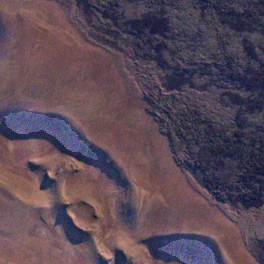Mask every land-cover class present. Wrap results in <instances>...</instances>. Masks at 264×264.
<instances>
[{
    "label": "rangeland",
    "instance_id": "1",
    "mask_svg": "<svg viewBox=\"0 0 264 264\" xmlns=\"http://www.w3.org/2000/svg\"><path fill=\"white\" fill-rule=\"evenodd\" d=\"M146 1L0 0V264H264V0Z\"/></svg>",
    "mask_w": 264,
    "mask_h": 264
},
{
    "label": "trees",
    "instance_id": "2",
    "mask_svg": "<svg viewBox=\"0 0 264 264\" xmlns=\"http://www.w3.org/2000/svg\"><path fill=\"white\" fill-rule=\"evenodd\" d=\"M145 1L146 0H143V2H145ZM146 3H147V1H146ZM210 3L211 2H209V4ZM158 4H161V1L158 2ZM176 5H178V4L175 3L173 5V7H175ZM218 8L219 7H217L215 0H212V7L210 9L208 7L210 12H213V13H214V10H219ZM208 9H206V10H208ZM200 10H202V9H200ZM163 14H165V12H163ZM214 15H215V13H214ZM160 16H162V14H160ZM208 16L209 17H207L204 14H202V16H200L199 21L196 24L197 25L196 29H195L196 26L195 27L194 26H189V27L187 26V27L182 28V27H179L178 25H175V27L173 28L171 25L172 20L170 21V18H167V20H168V27H167L168 31L167 32H170L171 28H172L171 38L169 41L171 43H173V48L171 49V52L173 53V56L175 55L174 57H176V53H179V52L180 53L187 52L189 54H192L196 51L201 52V51H203V48H206L207 45L208 46L211 45L213 41L218 42V44H217L218 46L220 45V38H218V40L217 39L213 40V34L216 33L217 30L210 28L212 26V24L213 25L217 24L218 20L216 18L214 19L212 13H210ZM176 45H178V47ZM220 47H221V45H220ZM220 49L221 50H219L218 47L216 48V52L220 51L218 55H220L221 53H224V50L222 48H220ZM218 55L214 54L212 56V58L215 60L216 58L219 57ZM190 64L196 65L195 62H192ZM190 64H189V66H190ZM193 74H195V73H193ZM212 77L213 78H210V80H209V85L210 84L212 85L215 83L214 82V74L212 75ZM234 78H235L234 76L229 74L225 78L222 79L223 80L222 83L223 82L234 83V81H233ZM180 112L181 113L177 114V116H175L173 121H172V123H173L172 126L174 128V130H172V131H173L174 135L177 137V139L181 140L182 142L184 141L185 145H190L191 144L190 142L195 143V140H197V144L202 146L203 144H201L200 141H203L205 139L202 137L203 133L201 134L202 136L200 138H197L196 134L192 135L193 134L192 132L195 131L197 128L196 126H198L201 123L200 117H203L202 113H200L199 111H195V112H190L191 114L194 113L191 116H186V115H184L185 113H183L182 111H180ZM168 115L170 118L173 117V116H170V115H172L171 112H169ZM198 116H200V117L198 118ZM203 120H204L203 121L204 131H202V132H204L207 135V137H209L210 135H208V134L210 131L207 128L211 127L212 131H214L215 126L212 125L211 120L209 118L206 117V119L203 118ZM206 124L208 126H205ZM224 130L226 131V129H224ZM232 136L233 135L224 134V138H222V139H224L227 146H229L231 144ZM220 139H221V137L219 136V140ZM209 141L212 142L211 137L209 138ZM212 143H214V142H212ZM234 149H236V151H237L236 147H234ZM238 151H239V153L236 152V155H235L236 158L233 161L234 165L239 164V167L241 168L240 170H243L245 173L249 172V167L246 166L248 157L245 155L248 153H245L244 150L241 151L240 148L238 149ZM217 161H219V160L217 159L216 162ZM229 164H230L229 169H233V168H231V167H233L232 162H229ZM244 165L246 168H244ZM233 171H234V169H233ZM253 178H254V176L251 178L252 181H253Z\"/></svg>",
    "mask_w": 264,
    "mask_h": 264
}]
</instances>
